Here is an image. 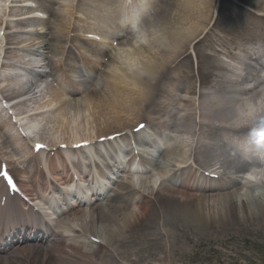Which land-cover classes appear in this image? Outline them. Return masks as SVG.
I'll list each match as a JSON object with an SVG mask.
<instances>
[{
	"label": "bare ground",
	"instance_id": "bare-ground-1",
	"mask_svg": "<svg viewBox=\"0 0 264 264\" xmlns=\"http://www.w3.org/2000/svg\"><path fill=\"white\" fill-rule=\"evenodd\" d=\"M70 1L71 11L67 5L65 8L62 6L64 4L59 6V14L50 22L53 31L45 34V28H40L38 37L27 35L22 46H12V41L21 30L23 34L30 32V28H27V32L23 30L29 25L24 24L25 17L17 16L16 9L9 8L8 20L0 18V31L5 41L3 49L6 57L8 56L7 59H10L9 54L13 55L12 47L24 51L27 45L31 54L41 57L43 62L41 66L47 59L42 55L52 54L55 57L59 54L63 46L61 40L65 36L64 28L70 26L72 19L73 0L65 2ZM239 1L264 13V0ZM225 5L226 0H174L172 9L170 8L169 13L167 11L163 17L161 32L158 30L152 34L149 43L143 48L133 49L131 54H127L126 57H129L126 58L124 65H130V68L127 67L124 72L122 67L119 68L120 73H116V78L110 76L94 86L85 98L62 96L53 86L47 85L40 87V94L48 101L38 100L37 106L31 110L26 109L28 106L26 101H19L10 107L15 112L14 116L9 113L7 107L0 105V158L6 156L2 148L8 147L7 145L14 146L12 152H21L26 157L37 139L49 147V153L53 152L46 159L51 171L52 168H55V171L57 168L66 170L73 168L81 174L91 172L84 161L87 160V155L94 151L104 162L109 161L110 168L123 170L116 158L129 149L123 145L129 132L139 124L138 120H152L146 113V99H149L148 102L151 101L155 89L150 88L152 85L149 84L150 79L159 77L177 57L187 55L192 49L201 71L203 98L199 104L194 97H191L193 101L180 100V104L183 102L182 106L185 108L179 109V113L188 110L185 120L192 121L195 112L199 110L198 107H202L206 95L212 94L210 85L212 81L209 80V70L212 67L205 51L201 49V43L208 30L222 22L221 15ZM93 8V5L89 9L87 7L88 14L89 11H96ZM25 10L26 15L34 11L28 6ZM66 20L68 22L65 24ZM51 37L52 43L48 41ZM31 61L32 59L28 58V63ZM192 63L193 59L190 69ZM185 64L189 65L184 62L183 65ZM21 66L22 63L18 60L1 62L0 94L7 101L11 100L10 96L14 93L15 87L11 85L12 80L6 71L17 70ZM34 73L39 74L38 71ZM102 87V94H99L98 90ZM207 101L206 111L200 114V118L205 119L209 115L208 120L197 124L194 119L184 126L169 127L175 131L174 139L165 137L159 129L152 126H148L140 133L132 130L134 137L142 136V140L157 148L159 154L157 167L151 173L141 174L138 171L132 173L133 176L142 177L139 189L120 204L114 198L90 212L73 214L74 218L69 220L68 225L57 228L53 246L24 245L30 234L22 236L20 232L32 226V214L29 213L28 219L22 218L27 215L25 213L12 216L18 211L7 207V204L10 201L21 200L13 197L2 205L0 196V237L10 231L13 250L8 257H0V264H177L179 260L177 251L192 250L189 241L194 238H217L229 233L238 234L245 230L258 229L264 225V184L252 181L255 189L242 185L237 190L221 192L214 185L208 184L204 176L197 170L194 171L191 165H187L185 159L182 160L183 156L187 155L188 144L195 137L201 147L210 145L208 140L213 134L211 131L213 119L210 113L222 112L219 106L224 108L228 104L221 98ZM59 105L63 106L62 110L53 113L52 109ZM191 110H194L193 113ZM259 111H262L263 118L259 117ZM98 112L100 114L96 118L95 113ZM233 113L236 117L234 123H249L250 125H247L264 130V92L247 99ZM101 117H107V121H99ZM225 117L226 115L223 118ZM90 120L91 123H86ZM134 123L136 124L132 127L131 124ZM99 125L102 126L100 130L111 131L104 134L106 136L102 139H105L104 141L98 137L101 135L97 136L94 131L92 134L84 132L89 126ZM29 129H33L32 133H29ZM115 133L120 135L107 140L108 135ZM157 140H163V145ZM83 141H89L88 149L82 151L79 156L84 161L69 164L61 155L65 150L62 149V144H66L67 150L72 151L79 150L74 146ZM197 160L202 162L199 155ZM64 173L61 171L60 175L63 176ZM124 173L123 177L129 176ZM120 184L124 187L123 181ZM121 186L114 185L110 193L120 191ZM30 188L26 186L24 190L33 200ZM226 188L222 185L220 189ZM62 204L67 208L72 206L67 198ZM29 208L28 206L27 209ZM14 218L15 222L11 223L9 228L8 222L4 220ZM40 222L41 220L36 217L34 226H38ZM70 231L76 235L66 237ZM90 239L94 240V246L86 247V242ZM65 240L68 243L63 246Z\"/></svg>",
	"mask_w": 264,
	"mask_h": 264
},
{
	"label": "rangeland",
	"instance_id": "rangeland-1",
	"mask_svg": "<svg viewBox=\"0 0 264 264\" xmlns=\"http://www.w3.org/2000/svg\"><path fill=\"white\" fill-rule=\"evenodd\" d=\"M29 1L30 0H0V18L3 17L4 20H7L8 10L10 7L15 8L18 11L19 16L24 15L26 10L22 11L21 9L25 7L24 4L28 3ZM78 2L79 0L77 1V3H74V4L78 5ZM85 2L86 0L80 2V4L78 5L79 8H81V10L85 9L84 7ZM60 4H64L62 5L63 8H65L66 5L68 8L70 5H72L71 1L62 2ZM69 10L71 11L70 8ZM174 10L176 12V8ZM154 19L155 17L152 18V20ZM172 24H174V21ZM19 36L20 35L18 34L17 38L12 41L13 42L12 46H17V43H19L20 45ZM3 45H4V42H3L2 34L0 31V51ZM128 49L127 51H129ZM20 53L21 52L18 49H13L12 54L13 56H15V59L16 57L19 59ZM136 54L140 55V53H136ZM127 67L129 69L130 65L126 66L123 64L122 72L126 71ZM117 69L118 68L116 67V69H113V70L117 71ZM157 79H158L157 76H155L153 79H150L149 84L152 82L155 83ZM185 84H187V82H185ZM101 92L99 94H102ZM38 100L40 99L39 98L34 99L32 102L29 103V106L31 108L37 106ZM62 108L63 106L62 107L60 106L59 108H55L53 110V113H59L62 110ZM99 114L100 112L95 113L96 118L98 117ZM125 114L127 113H124V115ZM224 114L226 115L225 118L228 120L230 119V121L236 118L235 114L233 113V110H225ZM258 114H260L259 117L263 115L262 111H259ZM261 118H263V116ZM99 121L105 122L107 121V117H101L99 118ZM140 121L142 120H138V122ZM86 123H91V120ZM136 123L131 124V126L133 127ZM237 125H240L239 128H241V130H237V132L232 131V133H225V135L228 138L232 139V142H235V143H238L242 140L241 133H244L245 132L244 130H247V127H250L243 123H240ZM242 126L243 127L247 126V127L243 128ZM101 127H102L101 125L89 126L84 132H88V134L90 133L92 134V132L94 131V133H97L96 134L97 136L101 135V136H98L99 138L104 137V134L106 133H111V131H107L105 129L100 130L99 128ZM7 150L8 149L6 147L3 148V152H6ZM259 181H262V180H259ZM194 239L189 241V245L193 247L192 250L177 251V255L179 257L177 264H264V225H262L258 229L245 230L238 234L229 233L227 235H224L222 237H217V238H212V237L204 238L203 237L200 239L199 238L195 240ZM182 244L186 245V243H182Z\"/></svg>",
	"mask_w": 264,
	"mask_h": 264
}]
</instances>
